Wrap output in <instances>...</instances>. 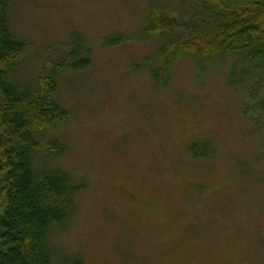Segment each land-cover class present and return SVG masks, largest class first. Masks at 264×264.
<instances>
[{"label": "rangeland", "instance_id": "374dc122", "mask_svg": "<svg viewBox=\"0 0 264 264\" xmlns=\"http://www.w3.org/2000/svg\"><path fill=\"white\" fill-rule=\"evenodd\" d=\"M174 0H17L12 30L32 50L20 67L29 83L73 47L92 46V66L59 78L72 117L52 131L69 146L53 162L86 181L78 214L51 240L85 264H264V124L246 117L230 85L233 59L206 73L182 58L168 87L155 89L140 63L161 40L139 36L155 4ZM173 14L164 21L173 23ZM162 17V16H161ZM131 38L104 49L108 36ZM193 142L214 155L196 160Z\"/></svg>", "mask_w": 264, "mask_h": 264}, {"label": "trees", "instance_id": "16d2710c", "mask_svg": "<svg viewBox=\"0 0 264 264\" xmlns=\"http://www.w3.org/2000/svg\"><path fill=\"white\" fill-rule=\"evenodd\" d=\"M16 1L0 0V264H85L51 241L77 216L88 184L54 167L69 146L49 134L72 117L59 100V78L89 69L92 46L82 33H73V47L61 60L22 83L18 74L32 45L12 30ZM172 6L151 7L139 39L161 43L134 70H147L158 89L169 86L182 58L195 59L203 73L215 60L233 59L229 83L240 91L246 117L264 124V0H174ZM173 10L174 22L164 21ZM130 39L108 36L103 48ZM188 153L196 160L214 155L207 142H193Z\"/></svg>", "mask_w": 264, "mask_h": 264}]
</instances>
